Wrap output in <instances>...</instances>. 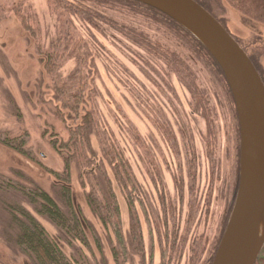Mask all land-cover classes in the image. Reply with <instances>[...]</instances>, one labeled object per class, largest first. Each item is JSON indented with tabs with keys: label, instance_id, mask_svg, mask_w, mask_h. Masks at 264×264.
Instances as JSON below:
<instances>
[{
	"label": "rangeland",
	"instance_id": "rangeland-1",
	"mask_svg": "<svg viewBox=\"0 0 264 264\" xmlns=\"http://www.w3.org/2000/svg\"><path fill=\"white\" fill-rule=\"evenodd\" d=\"M16 1L0 0V137L7 135L16 143L22 140L26 154L0 142V264H37L16 241L10 212L13 205L34 213L76 259L75 264L87 260L116 264L110 250L116 245L114 235L87 204L85 193L90 186L87 179L83 180V172L79 176L73 161L69 175L72 197L89 225L88 245L67 241L63 230L37 213L35 204L19 188L41 187L64 206L56 193L53 173H61L63 161L50 138H68V127L74 119L66 111L61 116L53 110L52 81L35 48L34 36L13 13ZM211 2L212 10L247 50L256 51L264 69V20L256 10L260 2ZM110 5L113 9L94 5L99 16L91 24L75 18L73 21L77 31L95 43L94 106L133 171L132 210L139 223L142 252L129 247L126 197L111 177L123 220V264H210L238 185L240 142L234 101L210 61L177 26L164 18L150 17L147 9L130 2ZM25 6L35 15L29 23L39 30L38 43L47 46L56 33L55 17L47 1L25 0L22 8ZM110 19L127 27L136 23L179 51L197 69L199 77L206 78L210 91L216 94L210 98L215 111L211 128L205 117L190 108L191 93L177 75L111 26ZM74 66V59L67 58L58 72L65 75ZM89 137L100 154L95 134L90 132ZM173 231L179 236L175 252L169 244ZM118 257L122 259V254Z\"/></svg>",
	"mask_w": 264,
	"mask_h": 264
},
{
	"label": "trees",
	"instance_id": "trees-1",
	"mask_svg": "<svg viewBox=\"0 0 264 264\" xmlns=\"http://www.w3.org/2000/svg\"><path fill=\"white\" fill-rule=\"evenodd\" d=\"M24 1L18 0L14 2L13 13L19 23L34 36L35 48L41 55L44 70L52 81V89L54 90L52 98L55 101V109L53 110L55 114L61 116L66 111L67 116L74 120L68 127V138L65 140L58 139L57 136L50 138L52 146L61 155L63 161L61 173L56 170L53 173L56 176L58 186L56 193L64 206H61L51 193L41 187L19 188L35 204L37 213L46 216L63 230L67 241L77 240L82 245H88L86 228L89 225L79 206L73 202L72 197V184L69 180V175L70 162L73 161L78 168L79 176L81 177L83 172V180L87 179L90 186L89 191L85 193L87 204L100 223L105 227L108 226L114 235L117 246H110L113 259L116 264H123V261L126 260L124 256L126 245L122 230L123 220L120 215V206L116 199L115 188L111 185V177L124 193L123 196L126 197L125 202L129 214V227L127 230L129 247L142 252L143 246L139 223L132 210V193L135 187L133 171L114 133L101 121L99 113L94 106L92 95L95 93V86L93 81L97 73L93 55L95 43L94 41H89L77 31L73 19L83 20L91 24L92 20L99 16V11L96 9L98 7L95 8L94 5L110 9H113L110 5L112 2H130L139 5L141 8L147 9L145 12L150 17L164 18L190 37L191 43L210 61V65L215 69L233 100L228 82L218 62L201 41L168 14L141 1L46 0L49 10L55 17L56 31L55 35L48 40L47 46L38 43L37 39L41 36L38 33L39 30H34L32 23H29L30 20L34 19L35 15L30 11L29 6L22 8ZM88 1L93 4L87 5L86 2ZM197 1L216 16L210 6L212 0ZM257 1L260 2V8L256 9L258 10V16L264 20V0ZM116 9L114 8V11ZM147 11L149 12L147 13ZM110 22L111 26L122 31L134 43L144 47L153 56L162 60L164 65L168 66L177 75L191 93L190 108L205 117L207 125L211 128V117L215 114V111L214 104L210 98L212 96L215 97L216 94L214 90L210 91L206 78L204 76L199 77L197 69L191 62L181 55L179 51L168 44H163L159 38L152 36L150 32L140 29L136 23L132 27H127L124 24L114 23L115 21L112 22L111 19ZM240 44L255 65L264 84V69L261 66L259 56L256 51L249 52L241 42ZM67 58H73L75 66L67 74L62 75L58 72V69ZM90 132H93L96 136L100 154L96 152L91 144ZM13 140L7 135L0 137L2 144L26 154L22 147V140L18 143ZM185 145V149L188 148L187 141ZM149 162L152 163L150 160ZM98 189L101 192H98ZM10 212L11 222L16 227L15 238L17 243L33 256L37 264H75L76 259L64 250L57 236L50 234L34 213L19 205L11 206ZM170 216L173 217L172 214ZM177 237L179 236L173 231L169 244L170 250L174 252L177 244H179L175 241ZM180 238L182 237L180 236ZM119 254H122V259L120 260ZM209 261H211V257L208 263ZM81 264H105V262L94 261L90 263L87 260ZM254 264H264V242Z\"/></svg>",
	"mask_w": 264,
	"mask_h": 264
},
{
	"label": "water",
	"instance_id": "water-1",
	"mask_svg": "<svg viewBox=\"0 0 264 264\" xmlns=\"http://www.w3.org/2000/svg\"><path fill=\"white\" fill-rule=\"evenodd\" d=\"M168 14L221 67L239 124V176L233 204L210 264H254L264 242V84L246 51L196 0H138Z\"/></svg>",
	"mask_w": 264,
	"mask_h": 264
},
{
	"label": "flooded vegetation",
	"instance_id": "flooded-vegetation-1",
	"mask_svg": "<svg viewBox=\"0 0 264 264\" xmlns=\"http://www.w3.org/2000/svg\"><path fill=\"white\" fill-rule=\"evenodd\" d=\"M197 1V0H196ZM218 2H219V0H217ZM198 2V1H197ZM199 3V2H198ZM220 22H221V24L232 34V36L239 42V44H240V41L238 40V37L228 28V26L225 24V22L219 17V16H217V14H216V16H215ZM241 45V44H240ZM242 46V45H241ZM242 48L244 49V47L242 46ZM245 50V49H244Z\"/></svg>",
	"mask_w": 264,
	"mask_h": 264
}]
</instances>
